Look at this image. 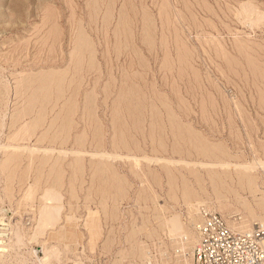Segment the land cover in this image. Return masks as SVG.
Returning a JSON list of instances; mask_svg holds the SVG:
<instances>
[{"label": "rangeland", "instance_id": "rangeland-1", "mask_svg": "<svg viewBox=\"0 0 264 264\" xmlns=\"http://www.w3.org/2000/svg\"><path fill=\"white\" fill-rule=\"evenodd\" d=\"M244 163L255 192L238 182ZM263 200L264 0H0L13 263L47 243L63 252L51 264H191L200 215L252 229Z\"/></svg>", "mask_w": 264, "mask_h": 264}, {"label": "built area", "instance_id": "built-area-1", "mask_svg": "<svg viewBox=\"0 0 264 264\" xmlns=\"http://www.w3.org/2000/svg\"><path fill=\"white\" fill-rule=\"evenodd\" d=\"M194 229L193 264H264V225L237 230L223 215L205 211Z\"/></svg>", "mask_w": 264, "mask_h": 264}, {"label": "bare ground", "instance_id": "bare-ground-1", "mask_svg": "<svg viewBox=\"0 0 264 264\" xmlns=\"http://www.w3.org/2000/svg\"><path fill=\"white\" fill-rule=\"evenodd\" d=\"M260 15V14H259ZM258 15V16H259ZM262 15H263V13H262ZM255 16V15H254ZM258 16H256V18L258 17ZM253 19V18H252ZM261 20H262V18H261ZM254 22V21H253ZM252 22V23H253ZM257 22V21H256ZM250 23V22H249ZM251 27V26H250ZM224 165H226V163H224ZM228 165V164H227ZM236 167V172H237V177H238V182H239V184L241 185V186H246V187H248V189L250 190V191H252V192H255L256 190H257V188L259 187L258 185H257V182H256V178H255V176L252 174V171H251V165L250 164H246V163H244V164H239L238 166H235ZM223 183L224 182H222V185H223ZM239 186V185H238ZM214 187L216 188V185L214 184ZM254 199H256V198H254ZM260 199V198H259ZM260 206L261 207H264V200L260 203ZM261 209V208H260ZM202 216L203 215H200V217L198 218V220H200V219H202ZM226 218V217H225ZM249 219V218H248ZM197 220V221H198ZM226 220H227V222L229 223V225L230 226H232L233 228H238L239 230H243V231H245V230H250V228H251V223H250V225H248V226H244V225H242L241 224V222H242V217L240 216V215H238V217H236V218H233L232 220H229L228 218H226ZM255 220V219H254ZM256 220H259V219H256ZM49 221V219L47 218L46 220H44L43 221V226H45L46 224H47V222ZM262 223H264V221H262V220H260ZM247 222V221H246ZM166 223L167 224H169L172 228H171V230H169V234L170 235H173V237L174 236H183L184 235V231H185V229H184V226H183V222L181 221V218H180V215L179 214H172L169 218H167L166 219ZM249 223V222H248ZM246 224V223H245ZM190 228V227H189ZM190 230V229H189ZM18 232V231H17ZM11 233H12V231H11ZM193 234L191 235V241H193V243H192V251H191V259H192V263L191 264H193L194 262H193V248H194V245H195V243H196V241H197V238H198V235H197V232H196V230L194 229V227H193V232H192ZM1 234V233H0ZM13 235V234H12ZM34 236H35V238H36V236L38 235V231L37 230H34V234H33ZM186 235V234H185ZM15 236H16V238H17V243H18V245L19 244H21L22 245V243H23V241H22V237L20 236V234H15ZM25 236V235H24ZM12 237V236H11ZM14 237V236H13ZM26 238V237H25ZM34 238V237H33ZM172 238V237H171ZM187 238V237H186ZM14 239V238H13ZM12 240V239H11ZM7 242V240H4V239H2L1 237H0V262H1V264H15V263H13V261H16V260H19L20 259V255H18V256H14V255H12L11 254V249H10V246L9 245H11L12 244V241H10L9 243H6ZM16 243V244H17ZM156 243V242H155ZM15 244V243H14ZM189 244V243H188ZM194 244V245H193ZM24 245H26V244H24ZM143 245V244H142ZM13 246V245H12ZM58 246V245H57ZM56 245H51V247H49V245L46 243H41V246H39L40 248H41V250H42V252L44 253V257L46 258V260L44 261L46 264H51V260L52 259H56V258H58V254L61 252V250L62 249H60V252H59V248L57 247ZM155 247V246H154ZM183 247V246H182ZM182 247H181V249H182ZM14 248V247H13ZM39 248V249H40ZM184 248H185V246H184ZM38 249V250H39ZM178 249H180V248H178ZM15 250V249H14ZM38 250H34V249H32V250H28V253H27V255L26 256H23L24 258H25V261L28 263V264H41L42 263V261L41 260H39L38 258H37V252H38ZM144 250V249H143ZM13 253H15L14 251H12ZM41 252V251H40ZM183 252V251H182ZM61 253H63V252H61ZM60 253V254H61ZM186 253V252H185ZM137 254V253H136ZM155 255H156V253H154ZM165 254V253H164ZM160 255V254H159ZM183 255V254H182ZM28 256H30V257H28ZM34 256H36V259L38 260H36V259H34L33 261H31V262H28L27 261V259L28 258H32V257H34ZM60 256H62V255H60ZM145 256V255H144ZM135 257V256H134ZM186 257V256H185ZM184 257V258H185ZM188 257V256H187ZM151 258H153L152 256H151V254L150 255H148V256H146V259H144V261H143V263L142 264H153L152 263V259ZM160 258H161V256H160ZM183 258V259H184ZM156 259V258H155ZM187 259V258H186ZM188 259H189V257H188ZM188 259H187V261H186V264H189L191 261H188ZM58 260V259H57ZM63 260V259H62ZM54 263L56 262V261H53ZM52 262V263H53ZM58 263V262H57ZM61 264V263H60ZM130 264H132V262H130ZM134 264V263H133ZM156 264V263H155Z\"/></svg>", "mask_w": 264, "mask_h": 264}]
</instances>
